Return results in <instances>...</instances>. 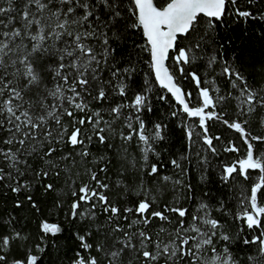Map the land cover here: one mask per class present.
<instances>
[{
	"label": "snow or ice",
	"instance_id": "1",
	"mask_svg": "<svg viewBox=\"0 0 264 264\" xmlns=\"http://www.w3.org/2000/svg\"><path fill=\"white\" fill-rule=\"evenodd\" d=\"M0 264H264V0H0Z\"/></svg>",
	"mask_w": 264,
	"mask_h": 264
}]
</instances>
